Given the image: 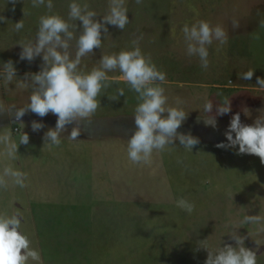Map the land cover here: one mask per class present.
Here are the masks:
<instances>
[{"label": "rangeland", "instance_id": "obj_1", "mask_svg": "<svg viewBox=\"0 0 264 264\" xmlns=\"http://www.w3.org/2000/svg\"><path fill=\"white\" fill-rule=\"evenodd\" d=\"M72 2L53 0L49 13L44 6L32 7L31 0H0V102L6 108L28 104L31 89L17 87V80L23 82L26 73L43 66L42 54L31 62L21 60L18 45L35 41L41 16L57 14L76 25L71 30L80 35L81 22L68 20ZM75 2L88 4L98 22L109 11V0ZM126 7L130 23L123 31L106 24L101 49L83 57L78 71L99 67L102 55L133 50L132 41L142 36V53L166 73L161 85L166 106L188 113L178 133H190L200 143L190 152L175 141L171 150L154 151L150 163L133 164L127 144L136 130L133 117L139 101L122 80L102 89L97 97L101 107L82 126L77 140L67 138L75 125L65 126L59 147L49 148L43 139L55 129L56 115L39 117L29 111L20 121L0 116V134L11 129V139L18 144V156L10 158V164L8 157L0 156V170L11 166L28 175L25 188L7 178V190H0V216L21 217L20 231L43 249L45 264H204L207 250L198 247L212 252L226 245L235 248L229 235L233 231L246 237L243 246L256 253L257 264H264V232L259 231L264 221L241 223L245 215L264 217V164L258 156L237 155L238 146L216 147L228 143L224 134L236 113L248 126L264 116V88L257 84V77L264 79V0H143L139 5L126 0ZM21 20L24 27L16 31ZM233 20L238 28H233ZM198 21L220 25L228 36L224 45L214 40L207 46V69L201 68L198 56L187 54L182 32L185 24L191 27ZM71 50L74 58L75 39ZM9 60L16 79L6 84L3 64ZM250 69L252 78L241 79ZM107 75L122 73L117 69ZM118 88L124 96L110 101ZM225 97L231 111L216 116L215 129L205 126V102H212L208 115H215ZM177 98L183 103L177 105ZM33 121L44 127L33 132ZM23 133L29 137L27 145L19 144ZM0 149V155H6L4 145ZM180 198L195 205L191 214L176 207Z\"/></svg>", "mask_w": 264, "mask_h": 264}, {"label": "clouds", "instance_id": "obj_2", "mask_svg": "<svg viewBox=\"0 0 264 264\" xmlns=\"http://www.w3.org/2000/svg\"><path fill=\"white\" fill-rule=\"evenodd\" d=\"M15 4L16 0H9ZM143 0H135L136 4H142ZM32 7L44 6L51 13L54 5L53 0H31ZM126 7V0H109V11L101 21H97V13L89 9L88 4H79L73 0L69 4L68 20L80 21L82 31L78 37L74 31L76 25L70 24L57 14L43 15L39 19V27L35 41H22L18 45L22 51L21 60L33 61L42 54L43 66L36 74L26 73L24 81L17 80V87L30 88L31 94L26 106L19 109L14 107L6 108L0 102V116L13 117L15 121L29 111L39 117H45L49 113L57 116L55 129H49L44 134V145L49 148L59 147L61 134L65 132L66 125L72 127L69 140H77L90 123V118L100 108L102 89H107L113 81L122 80L126 82L132 91L137 93L139 101L134 112V124L136 130L133 132L127 144V156L133 164H148L154 151L162 152L171 150L175 141H178L183 148L192 151L193 147L200 143L199 139L190 133H178L177 129L187 119L186 113L181 107H169L168 97L165 89L161 86L166 81V73L159 71L152 62L150 55H144L139 47V39L132 41L133 50H122L118 54L102 55L99 60V67H94L89 73L78 71L81 59L92 55L93 49H101L102 34H107L106 24L116 26L123 31L130 23ZM3 18L0 17V20ZM233 28H238L239 23L232 21ZM264 26V24H262ZM24 27L23 20L15 24V30L20 31ZM184 39L187 45L189 56H198L200 66L203 69L209 67L208 47L214 40L220 45L227 43V32L220 25L211 26L207 21H198L189 27L187 24L182 28ZM259 39L258 36L254 37ZM76 40L75 57L70 52V41ZM3 77L6 84L16 79V70L11 60L3 64ZM119 70L122 73L119 77H109L108 72ZM254 70H248L240 75L241 79L250 80ZM229 83H231L229 81ZM257 84L264 88V79L257 77ZM217 95H221L217 93ZM124 96V90L118 88L116 94L108 98L110 101H117ZM177 105L183 103L179 98ZM213 109L212 102L208 99L203 110L207 118H203L205 126L216 127V116H222L231 111L230 100L225 97L223 102L216 108L215 115H208ZM264 111V110H262ZM248 114V110L245 109ZM166 114V115H165ZM23 125V123H20ZM24 127V125H23ZM44 125L33 121L31 128L33 132L39 131ZM233 133L235 138H233ZM227 144L219 143L217 148L229 149L238 146L237 155L248 154L260 158L264 164V116L257 118L253 125H243L240 121V114L232 116L229 126L225 132ZM29 137L23 133L19 144L27 145ZM0 144L4 145L6 155L15 160L17 158L18 144L11 139V129L0 134ZM20 188L28 186V175L25 172L6 166L0 174V189L7 190L8 179ZM177 208L191 214L195 205L185 198L175 201ZM264 217L259 215H245L242 224H261ZM21 217L19 215L0 216V264H28V261H35L36 264H43L41 254L31 247V241L20 231ZM259 231L264 232V226ZM235 241L236 247L226 245L218 248L215 252L205 247H198L207 250V259L204 264H257L256 253L246 249L244 240L246 237L237 235L235 231L230 234ZM207 240V239H206ZM206 240L199 244L206 243ZM23 250V254H22Z\"/></svg>", "mask_w": 264, "mask_h": 264}, {"label": "crops", "instance_id": "obj_3", "mask_svg": "<svg viewBox=\"0 0 264 264\" xmlns=\"http://www.w3.org/2000/svg\"><path fill=\"white\" fill-rule=\"evenodd\" d=\"M74 53V51L73 50H71V54H73ZM38 60H40V59H38ZM32 64V63H31ZM35 72H32L31 74H36V73H38V71L37 70H34ZM1 150V149H0ZM0 156H3L6 160H7V155H0ZM9 158V157H8ZM10 158H9V160H7L6 161V164H7V162L10 164ZM4 164H5V162L2 164V166H4ZM1 166V167H2ZM1 172H3V170H0ZM1 190V189H0ZM45 209H46V207H44ZM48 212H50V211H48ZM41 245V244H40ZM42 246V245H41ZM31 247L33 248V249H36V250H38L39 252H40V254H41V259H42V262H43V264H45V259H44V257H45V255L43 254V249L42 248H40V246H38V244L37 243H35V247H34V243L32 244V242H31ZM42 251V252H41ZM31 261V260H30ZM33 262H34V264H36V262L35 261H31V263L30 264H33Z\"/></svg>", "mask_w": 264, "mask_h": 264}]
</instances>
